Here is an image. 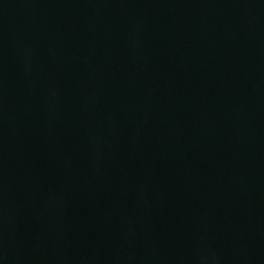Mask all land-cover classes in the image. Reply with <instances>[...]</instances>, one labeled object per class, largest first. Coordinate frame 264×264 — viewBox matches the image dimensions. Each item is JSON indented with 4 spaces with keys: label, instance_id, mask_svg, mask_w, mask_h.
<instances>
[{
    "label": "water",
    "instance_id": "obj_1",
    "mask_svg": "<svg viewBox=\"0 0 264 264\" xmlns=\"http://www.w3.org/2000/svg\"><path fill=\"white\" fill-rule=\"evenodd\" d=\"M0 264H264V0H0Z\"/></svg>",
    "mask_w": 264,
    "mask_h": 264
}]
</instances>
